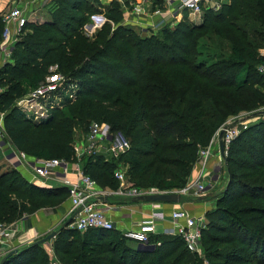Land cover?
I'll use <instances>...</instances> for the list:
<instances>
[{"label":"trees","instance_id":"obj_1","mask_svg":"<svg viewBox=\"0 0 264 264\" xmlns=\"http://www.w3.org/2000/svg\"><path fill=\"white\" fill-rule=\"evenodd\" d=\"M52 8L51 21L26 24L13 61L0 68L4 140L17 151L73 161L77 136L95 122L106 123L130 142V149L108 160L104 154L85 156V174L116 189L114 173L124 161L127 177L140 187L179 190L189 184L200 151L229 117L264 110V72L259 70L264 65V0H229L219 10H205L200 24L184 15L176 26L167 24L153 35L125 25L114 30L105 25L93 36L84 33L82 13L89 17L106 10L110 20L122 21L118 0L109 5L56 0ZM3 31L0 17V42ZM52 68L77 84L76 97H65L47 118L34 121L16 102L42 84ZM252 118L228 147L229 181L202 230L212 264H264V119ZM68 198V187L39 186L14 166L0 173V222L23 219ZM89 230L96 234L90 237L68 225L57 232L53 248L61 261L204 262L179 236H156V248L143 250L130 245L120 230ZM49 257L44 244L35 241L2 264H52Z\"/></svg>","mask_w":264,"mask_h":264},{"label":"built area","instance_id":"obj_2","mask_svg":"<svg viewBox=\"0 0 264 264\" xmlns=\"http://www.w3.org/2000/svg\"><path fill=\"white\" fill-rule=\"evenodd\" d=\"M37 1L40 2L39 4L42 7L51 8L56 0H9L8 8L0 12V17L4 24L3 39L0 42V47L4 52L5 61L10 59L15 44L22 37L26 24L30 22L31 5ZM143 3L135 4L133 13L144 14L145 8H142ZM224 3H226L224 0H155V4L159 8L157 12L160 15L161 23L165 22L171 27L176 26L184 18V15H187L191 22L197 24L198 19L203 20L205 10H219ZM160 4L164 5L165 9L160 8ZM149 26L150 35L157 34L160 30H156L151 23ZM260 55L264 58V48L260 49ZM259 70L260 72H264V65L260 66ZM2 91L3 88L0 86V93ZM77 91V84L71 83L63 74L55 73L51 80L40 84L37 88L18 99L16 106L27 118L39 121L47 118L56 106L63 103L65 97L74 99ZM1 115L0 146H12L10 142L4 140V113H1ZM248 126L247 121L242 118L229 120L226 125H223L219 129L209 146L200 151V159L206 162L210 158L217 139L218 141L220 140V132L223 128H225L223 141L227 154L231 142L243 130L247 129ZM73 147L75 151V159L73 161L64 159H36L22 151L14 150L15 157L13 158H15V161L13 164L15 167V163L20 162L21 166L29 170L31 175L30 181L39 186L49 188L66 186L69 188L68 199L71 203L69 213L71 217L70 226L80 232L93 228L117 229L116 222L106 210V206L111 204V199L132 200L141 195L176 191L182 195H186L191 190H194L195 194L200 197L204 196L207 186L210 185L209 183H204V178H199L179 190L138 187L128 181L123 167L118 165L114 173L115 178L119 181L118 187L112 189L100 186L96 180L85 174L82 159L85 156L97 154L111 155L114 158H119V156L130 149V142L122 134L112 133L109 125L106 123H93L85 135L77 136ZM219 156L220 159L223 158L222 155ZM19 166L16 168H19ZM71 172L75 178L69 177ZM201 177H204V175L201 174ZM102 198H108V200L106 201ZM153 204L154 207L160 208L162 203L154 202ZM170 215L171 226L165 227L162 233L180 236L190 251L200 254L202 245L201 221L203 219L196 218L186 209L182 208L174 209ZM164 219H166V214L163 211H153L147 220L145 219V221L139 223L135 228L122 231V235L138 244L156 245L152 242V237L158 232L156 227L157 222ZM21 230L22 226L18 220L11 223L0 222V247L5 248L8 246L13 241L16 233ZM159 244L161 243L158 242L157 245ZM50 254L53 264H59L56 260L55 252L51 251Z\"/></svg>","mask_w":264,"mask_h":264},{"label":"rangeland","instance_id":"obj_3","mask_svg":"<svg viewBox=\"0 0 264 264\" xmlns=\"http://www.w3.org/2000/svg\"><path fill=\"white\" fill-rule=\"evenodd\" d=\"M112 1L113 0H103V1L101 0V2H109V3H103L104 5H109ZM118 1L122 5V10H123V20L122 21H120L117 24L116 22L110 20L108 18V13L106 12V10L103 11L102 13H91L89 17H88V15H89L88 13H82V16L86 17V19H84L85 22L83 23L84 24L83 25V31H84V33L87 34V35H89V36H93L98 31H100L105 25H107V26L110 25L113 30L115 28H117L118 26H120V25H125V26H127L129 28H133L136 32H138L141 35H150V29H149L150 28V26H149L150 23L152 24V26L155 27L156 30L161 29L166 24L165 22H162L161 23V21H160V15L157 12L158 11L157 9H159V8L155 4V0H128V2H126L125 0H118ZM225 2L228 3L229 1H225ZM140 3L141 4L143 3V7L142 8L143 9L145 8V13L144 14H136V13H133V7L135 6V4H140ZM161 6L162 5H160V8H161ZM162 9H165L164 5L162 6ZM33 17H34L33 19H35V23L42 24L46 20L51 21L52 18H53V8L52 7L51 8L46 7L45 9H43V10L39 11L38 13H36L35 16H33ZM33 19H32V21H33ZM202 21L203 20H199L198 19V23L197 24H200ZM261 49H263V48H261ZM4 59H5L4 58V52H3V50H1V47H0V67L3 66L2 65V62H3ZM10 60L13 61L12 55L10 56V59L8 61H10ZM55 73H58L57 70L55 68H52L51 71H50V73L47 75L46 80L43 83H46L47 80L48 81L51 80L52 77H53V75H55ZM64 76L67 78L66 75H64ZM2 88H4V87H2ZM1 113L2 112L0 111V118L2 117ZM254 116H256L254 113L244 111V112H241V113H239L237 115H234V116L229 117L223 125H226L227 122H229V120H232V119L235 120V119L242 118V119H245L247 121V124L250 126L252 123H250V121L248 119L252 120L253 119L252 117H254ZM259 116L262 119H264V114H262V115L259 114ZM220 128H218L216 130V132L212 136V139L217 134V132L219 131ZM116 134L120 135V133H116ZM217 143H218V139H217ZM3 148H4V150H3ZM14 150H15V148L13 146H11V145L0 146V173L2 171L7 170L8 168H11V167L14 166V164H13V161L14 160H12V163H11V161L7 159L8 155L11 154V153H13ZM106 156H107V158H106L107 160L112 158L111 155H106ZM226 157H227V154H226ZM34 158H36V157H34ZM36 159H43V158H38L37 157ZM219 161H220L219 163L217 161H214V163H213V161L211 162L212 172L206 174V176H205V179H206V182H207L206 184H208V183L210 184V185L207 186V188H206L207 190L204 193V195L210 197V200H209V203L210 204L208 205L209 208L205 212L204 215H202V216H195L196 218L203 219V221H201L202 230L204 228H207L209 226V222H211V218L208 217L207 214H208V212H210L211 210H214L216 208L217 199L220 197V195L222 194V192L225 190V188L227 186V183L229 181V175H228V172H227L225 158L224 159L222 158ZM124 163L125 162L123 161L119 165H121L123 167V170H124V172L127 175V173L129 172V167L126 164H124ZM201 163L203 164V163H206V162L204 160H201L200 159V156H199L198 162L196 163V165L194 167L195 170L200 169L199 175L196 177V179H199V178L200 179H203L204 178V177H201V174H203V172L201 171V168H203V165H204V164L201 165ZM218 168L220 170H218V173H217V169ZM18 169L21 171V168H18ZM216 174H218V180L217 181L214 179V177L216 176ZM127 178H128V181L130 183H132L133 185L138 186V187L141 186L140 183L134 181L129 175H128ZM190 182H192L191 179H190L189 183ZM194 193H195V191L192 192V196H189L191 194L190 192L188 193V195L186 194V195H183L182 196V199H181V202L180 203H183L182 205H184L185 208H187V206L192 207V205H197V204H199V202L203 201L202 199H199L200 197L198 198V196L196 194H194ZM116 200L119 201V204H123L124 203V200H122V199L116 198ZM139 202L140 203L138 204V206H140L141 203L144 202V201H139ZM151 203H154V202H151ZM65 206H66V202H64V203H62L60 205L54 206V207H47V209H49V210H55V211L57 210L59 212H62V211H65ZM178 208H182V207H178ZM42 210H44V208ZM131 218H133V217H131ZM147 218H149V217H147ZM147 218L146 217H142L140 223L142 221H145V219L147 220ZM70 219H71V217L69 216V214H67V216L65 218H62V220L59 222V224H57V226L53 229V231H56V234H57V232L59 230H61L63 227H65V225H68V227L71 228L70 223H68ZM133 220H135V219H132V221ZM18 221L21 222V221H23V219L21 218ZM53 231H51V232H53ZM119 232L122 233V231H119ZM48 234H46L42 238L46 237ZM81 234H87L88 236L92 237V236H94L96 234V232H93V231L89 230V231L81 232ZM158 234L159 235H164V236H170V235L163 234L162 231L161 232L158 231L152 237V239L154 240V238H155V240H156L157 239L156 236H159ZM171 236H174V235H171ZM54 238L55 237H53L50 240H48V242L46 243V245H44V247L46 248V250H48V253L49 254L51 253V251L55 252V250L53 248ZM128 243L130 245H133V246H138V243L137 242H134V241H131V240L128 241ZM201 244H202L201 245V248H200V252L201 253L198 254V255L203 258V261H204L203 264H212V261L208 257H206V255H207L206 248L207 247L203 243V240L201 241ZM15 249H18L19 250V248H15ZM4 256H5V254H0V262L3 259ZM56 257H57L56 260L58 261L59 264H65L63 261H61L60 257L57 254H56ZM51 263L53 264V259L51 260Z\"/></svg>","mask_w":264,"mask_h":264},{"label":"crops","instance_id":"obj_4","mask_svg":"<svg viewBox=\"0 0 264 264\" xmlns=\"http://www.w3.org/2000/svg\"><path fill=\"white\" fill-rule=\"evenodd\" d=\"M224 1H229V0H224ZM109 2H102V3H109ZM39 3L40 2L37 1L31 5L32 12L30 15V22H35L33 16H35V14L38 13L39 11L46 8V7H42ZM8 6H9V0H0V12L5 11L8 8ZM7 61H5L4 59L2 65H4ZM219 155H222L220 140L218 141V143L216 142V145L213 147L212 155L210 156L209 160H207L206 163H203L204 165L201 163V165H203L201 171L203 172L204 175V181H205L204 183H207L205 179L206 174L212 172L211 162L212 161L213 163L214 161H217L218 163L220 162ZM7 159L10 160L11 163L12 160L15 161V158L10 159L7 157ZM19 168H21V172L23 173V175L29 180H31V175L29 173V170L21 165L19 166ZM199 172L200 169H197L192 173L191 176L192 181L196 179V177L199 175ZM69 177L75 178L72 172L69 175ZM192 192H194V190L190 192L191 194L189 196H192ZM202 200L203 201L199 202V204L192 205V207L187 206V208H185L184 205H182L183 203H178V204L162 203L160 208H156L154 207V204L151 202H142L141 205L138 206L140 202L134 201L132 199V200H124L123 204H119V201L116 200V198H114L110 200L111 204H109V206L108 205L106 206V210L108 211L111 218L116 222V227L120 231H125L127 229L137 227L142 217H146V218L149 217L153 211H163L166 214V219H164L163 221H158L156 225L157 231L161 232L165 227L171 226L170 214L174 209H177L178 207L187 209L189 213L193 216L204 215L209 208L208 205L210 204L209 203L210 197L208 196V198ZM70 207H71V203L70 200L68 199L66 201L65 211L59 212L57 210L55 211L44 208V210L41 209L23 218V221L20 222L22 226V230L16 233L15 237L13 238V241L10 244H8V246H6L5 248L0 247V254L6 255L12 249L20 248L28 244H31L36 240L42 238L46 234L50 233L51 231H53V229L57 226V224H59L62 218H65L67 214L70 213ZM132 219L135 220L132 221ZM47 242L48 241H46L43 244L46 245Z\"/></svg>","mask_w":264,"mask_h":264},{"label":"water","instance_id":"obj_5","mask_svg":"<svg viewBox=\"0 0 264 264\" xmlns=\"http://www.w3.org/2000/svg\"><path fill=\"white\" fill-rule=\"evenodd\" d=\"M255 115H259V114H264V110L258 111L256 113H254ZM225 134V128H223L220 132V147H221V153L222 156L224 158H226V148H225V144L223 141V136ZM15 157V153H11L10 155H8V158H13ZM20 165V162H16L15 163V167H18ZM218 170H220L219 168L217 169V173ZM215 180H218V174H216V176L214 177ZM182 194L180 192H167V193H156V194H147V195H141L138 196L136 198H134V201H144V202H161V203H172V204H178L181 202L182 199ZM201 199H205L208 198V196H200ZM104 200H108V198H102ZM71 220H69L68 223H70ZM56 235V231H53L51 233H49L46 237L41 238L39 240H36V243L41 244V243H45L46 241L50 240L51 238L55 237ZM138 248L139 249H143V250H153L156 248V246L154 244H150V245H146V244H138ZM18 252V249H13L11 251H9L1 260L0 264L4 263L11 255L15 254Z\"/></svg>","mask_w":264,"mask_h":264}]
</instances>
